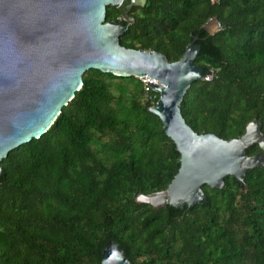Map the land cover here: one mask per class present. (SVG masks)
Here are the masks:
<instances>
[{"label": "trees", "instance_id": "obj_1", "mask_svg": "<svg viewBox=\"0 0 264 264\" xmlns=\"http://www.w3.org/2000/svg\"><path fill=\"white\" fill-rule=\"evenodd\" d=\"M129 3L108 5L106 21ZM128 14L126 47L176 61L199 44L194 63L212 77L194 80L181 104L196 132L235 138L253 119L264 131V0H146ZM210 18L220 24L213 33ZM82 80L45 133L0 161V264H101L108 239L132 264H264V165L242 180L226 175L220 188L203 184L206 201L138 202L180 166L149 110L159 92L97 68Z\"/></svg>", "mask_w": 264, "mask_h": 264}, {"label": "water", "instance_id": "obj_2", "mask_svg": "<svg viewBox=\"0 0 264 264\" xmlns=\"http://www.w3.org/2000/svg\"><path fill=\"white\" fill-rule=\"evenodd\" d=\"M123 2L0 0V161L13 148L47 131L81 87L87 69L148 76L164 84L147 82L159 92L149 110L160 117L174 142L180 166L166 189L139 194L136 200L156 208L206 201L203 184L220 188L226 175L242 180L249 168L264 165L262 122L251 120L241 136L230 139L196 132L186 122L181 104L191 83L211 74L203 76V68L194 63L199 44L189 43L176 61L155 50L122 45L120 35L129 26L124 20L132 6H144L146 0H130L122 8L124 20L106 21L107 6ZM216 21L210 18L204 27L213 33ZM253 143L260 151L248 155ZM101 264L132 263L108 239Z\"/></svg>", "mask_w": 264, "mask_h": 264}, {"label": "built area", "instance_id": "obj_3", "mask_svg": "<svg viewBox=\"0 0 264 264\" xmlns=\"http://www.w3.org/2000/svg\"><path fill=\"white\" fill-rule=\"evenodd\" d=\"M216 23H217L218 28H219V27H220L219 22L216 21ZM144 77H145V76H142V77H140V79L145 83V85H146V89H152V90H154L150 85L147 84V82H151V80H147V79H145ZM211 77H212V72H211V74H207L203 79L208 80V79H210ZM150 78H151V77H150ZM143 79H145V80H143ZM148 79H149V78H148ZM152 79H154V78H152Z\"/></svg>", "mask_w": 264, "mask_h": 264}, {"label": "bare ground", "instance_id": "obj_4", "mask_svg": "<svg viewBox=\"0 0 264 264\" xmlns=\"http://www.w3.org/2000/svg\"><path fill=\"white\" fill-rule=\"evenodd\" d=\"M144 78L147 79V80H151V83H153V84L164 86V84H162L161 82L157 81L156 79H152V77L150 78L148 76H145Z\"/></svg>", "mask_w": 264, "mask_h": 264}, {"label": "rangeland", "instance_id": "obj_5", "mask_svg": "<svg viewBox=\"0 0 264 264\" xmlns=\"http://www.w3.org/2000/svg\"><path fill=\"white\" fill-rule=\"evenodd\" d=\"M119 20H124V17H120ZM216 24H217V23H216ZM217 27H218V25H217ZM217 29H218V28H217ZM217 29H216V30H217ZM216 30H214V31H216ZM214 31H213V32H214ZM143 80H145V79H143Z\"/></svg>", "mask_w": 264, "mask_h": 264}]
</instances>
